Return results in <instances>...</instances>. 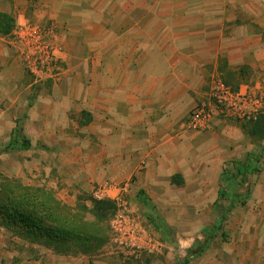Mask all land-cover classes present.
<instances>
[{"label": "crops", "instance_id": "crops-1", "mask_svg": "<svg viewBox=\"0 0 264 264\" xmlns=\"http://www.w3.org/2000/svg\"><path fill=\"white\" fill-rule=\"evenodd\" d=\"M0 13L14 19L11 33L0 34V146L17 121L32 145L0 154L14 160L11 177L48 186L65 202L106 184L117 197L129 183L177 232L183 222L174 216L211 214L245 136L218 113L211 91L216 76L230 73L232 86L260 87L249 84L264 75V0H0ZM34 29L64 64L40 81L30 79L33 58L20 40ZM199 107L214 115L204 132L188 127ZM245 188L246 205L235 207L245 219L231 229V246L211 260L213 242L191 264H264V155ZM0 264L103 263L57 255L0 228Z\"/></svg>", "mask_w": 264, "mask_h": 264}, {"label": "trees", "instance_id": "trees-1", "mask_svg": "<svg viewBox=\"0 0 264 264\" xmlns=\"http://www.w3.org/2000/svg\"><path fill=\"white\" fill-rule=\"evenodd\" d=\"M13 27L14 19L0 13V34L9 35ZM245 73V69L240 71L243 77ZM234 78V74L230 73L223 81L227 87H232ZM235 88L232 91L237 92L239 87ZM243 130L253 141H263L264 113L245 122ZM31 147V142L19 127L1 153L26 151ZM262 156L263 154H252L246 161H234L232 168H225L219 198L228 201L229 205L222 210L212 226L203 230L202 239H197L185 258L177 264H191L208 252L218 237L227 239L226 226L230 213L238 205L245 206L249 197V189L246 194H240L239 191L245 187L250 175L260 171ZM92 201L93 206L90 209L83 201H78L76 209H72L59 201L52 190L24 186L18 180L3 179L0 181V226L31 243L52 250L57 255H89L107 242L106 225L116 211V205L111 200ZM215 207H218V202Z\"/></svg>", "mask_w": 264, "mask_h": 264}, {"label": "rangeland", "instance_id": "rangeland-1", "mask_svg": "<svg viewBox=\"0 0 264 264\" xmlns=\"http://www.w3.org/2000/svg\"><path fill=\"white\" fill-rule=\"evenodd\" d=\"M46 42H50V40L47 39ZM58 68L64 70V64L60 63L58 65ZM28 70L30 71L29 67ZM28 73L30 79L35 81V78L33 77L35 75L31 73V71ZM219 79L225 85L223 77L219 78L218 76H216L214 81L216 82ZM36 80L40 81L41 79L37 78ZM263 80L264 75H261V72L259 74L255 73L253 75L252 81H250L249 85L251 87H256V84L258 83L260 84V87L258 89H255L251 93H249V91H246L245 88H243V90L242 88H239L237 92L232 91L233 89H236L235 87H237V85L232 86L233 88L228 87L233 93L250 95L254 102L252 103L253 108L245 111L247 117H245L244 119H240L238 117H227L228 119H232V121L236 123L241 130L243 129L244 123L253 118V116L264 113V89L262 85ZM17 126L22 128V121H17ZM241 145V148L243 149L241 155L239 154L237 157H233L231 164L234 161H245L252 154L264 155V140L253 141L245 134L242 139ZM5 147L6 146L4 145L0 146L1 155H3L1 151ZM247 149H249L250 151L248 153L249 155L247 154V152L243 153ZM16 156L17 159H22L21 155ZM13 161L14 160L10 155H5L3 159H0V181L3 179H12L18 180L22 183L20 179L11 177L12 174L15 175L16 173L7 168V165L9 166L13 163ZM10 167L12 166L10 165ZM232 167L233 165L231 166V168ZM24 186L35 188L41 187L52 190V192L58 199L56 191H54L52 188H49L48 186ZM99 187L101 186L95 187L92 193L81 192L76 197L74 202H65L59 199L58 200L72 209H76L78 201H83L89 209L93 206L92 200L108 199L115 203V214L110 218L106 225L108 234L107 242L98 251L86 255L91 257L93 261H101L103 264H177L178 261L184 258L185 248L189 246V244L194 242L195 239L201 237V229L212 226L218 220L219 215L222 213V210L229 205L228 201L220 200L218 202V207H214V210L211 212V214H207L205 216H197L195 218H191V220H189L190 218L184 219L174 216L173 220H175L176 222H183V225L177 228L180 230V232H177V230L172 229L171 227H169V225H167V217L164 216L163 212L158 209V206L155 204H151L149 201H147L146 198H144L146 200V204H143L142 202L144 199L142 198V200H139L138 198H134L130 190L129 194L121 196L122 200L119 203L115 201L116 196L113 198L104 197L103 199H98L95 197V194ZM246 190L247 188L240 190L239 192L240 194H246ZM80 198H82V200ZM238 207L240 208V206ZM236 209L230 213L228 218L226 226L227 239L223 240L221 236L218 237V239L214 241V244L210 249V251L212 250L210 252L212 254L208 256L214 255V257H211V260L228 250L233 239L231 229L239 226L245 219L243 211H239L241 212V215H239L240 213L238 212V210L236 211ZM204 213L206 212L204 211ZM0 228L3 227L0 226ZM184 228L189 229V232H183ZM9 233L12 232L9 231ZM13 236L19 237L17 234H13ZM19 238L25 240L22 237ZM77 255L79 256L83 254L79 253Z\"/></svg>", "mask_w": 264, "mask_h": 264}, {"label": "built area", "instance_id": "built-area-1", "mask_svg": "<svg viewBox=\"0 0 264 264\" xmlns=\"http://www.w3.org/2000/svg\"><path fill=\"white\" fill-rule=\"evenodd\" d=\"M38 33V29L31 30L29 34L22 35L20 40L28 51L29 56L33 58L29 67L31 73L41 78L46 75L47 72L59 68L54 49L43 41ZM211 97L218 113L226 118L238 117L244 119L247 117L245 111L253 108L252 103L254 102L250 95L233 93L220 79L214 83ZM213 116V112L209 110V108L199 107L189 116L188 127L196 132H204L210 128ZM256 116H253V118ZM113 187L114 186L110 184L99 187L95 197L98 199L108 197L107 193L109 189ZM130 187L131 185L129 183L118 187L120 194L115 198V201L119 203L122 200L121 196L129 194Z\"/></svg>", "mask_w": 264, "mask_h": 264}]
</instances>
